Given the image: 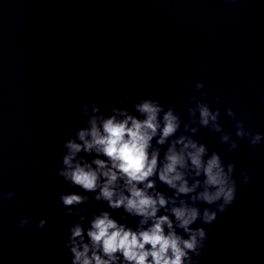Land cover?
<instances>
[{"label":"clouds","instance_id":"clouds-1","mask_svg":"<svg viewBox=\"0 0 264 264\" xmlns=\"http://www.w3.org/2000/svg\"><path fill=\"white\" fill-rule=\"evenodd\" d=\"M196 88H203V84L197 83ZM191 99L195 105H186L191 119L183 124L185 132L208 128L221 133V143H230L229 151L234 150L236 142L218 122L220 110H212L206 101ZM216 100L221 102V97ZM81 110L88 126L79 129L75 139L63 142V166L54 164L53 170L70 187L94 193L92 199L106 203L109 209H123L136 219V227H130L124 217L125 222H119L108 210L93 213L88 219L83 205L90 202L89 196L61 192L59 200L65 214L78 218L64 242L72 264H197L194 257L202 255L207 234L203 227L193 225L197 221L211 225L217 213L234 202L235 164L225 166L217 152L209 154L206 145L192 135L176 136L182 124L180 115L174 106L165 110L157 100L142 99L135 104L139 117L116 108L111 109L115 115L108 118L96 115L99 106L95 100L84 103ZM227 113L233 118L238 137L249 138L252 146L264 139L260 133L246 130L231 108ZM243 175L247 183L250 178L247 173ZM157 182L167 186L172 195L158 190ZM13 196L9 192L4 198ZM200 204L216 207L201 209ZM85 220L87 227L82 223ZM30 222L22 218L19 226ZM45 224L41 219L37 227L42 229Z\"/></svg>","mask_w":264,"mask_h":264}]
</instances>
